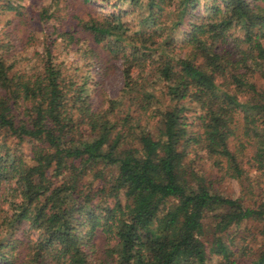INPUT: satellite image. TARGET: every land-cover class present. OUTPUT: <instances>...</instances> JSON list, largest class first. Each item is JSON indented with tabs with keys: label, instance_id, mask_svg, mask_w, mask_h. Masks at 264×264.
Listing matches in <instances>:
<instances>
[{
	"label": "trees",
	"instance_id": "trees-1",
	"mask_svg": "<svg viewBox=\"0 0 264 264\" xmlns=\"http://www.w3.org/2000/svg\"><path fill=\"white\" fill-rule=\"evenodd\" d=\"M101 1L44 4L30 69L0 37V264H264V0ZM60 43L120 62V96Z\"/></svg>",
	"mask_w": 264,
	"mask_h": 264
},
{
	"label": "rangeland",
	"instance_id": "rangeland-1",
	"mask_svg": "<svg viewBox=\"0 0 264 264\" xmlns=\"http://www.w3.org/2000/svg\"><path fill=\"white\" fill-rule=\"evenodd\" d=\"M3 1V0H2ZM27 6V16L17 15L13 12L3 14L0 22V37L6 42H11L9 54L18 68L30 69L36 65L39 59L38 53L43 51V39L41 28L46 27L40 20L39 12L49 0H22ZM112 9L111 3L101 0H91L89 4L83 0L71 4L68 11H62V17L66 18L63 27L69 26L70 15L74 12L85 15L87 12L105 13ZM29 18V19H28ZM28 19V20H27ZM54 53L57 60L62 61L70 72L80 68V73H88L90 76L89 87L94 105L101 106L105 98H116L120 96L123 88V75L121 63L116 70L105 77L98 73V67L92 59H88L78 51L77 47L66 48L62 43L55 47ZM222 191L233 196L242 195V187L237 181H225L219 185ZM261 239V236L258 238Z\"/></svg>",
	"mask_w": 264,
	"mask_h": 264
}]
</instances>
